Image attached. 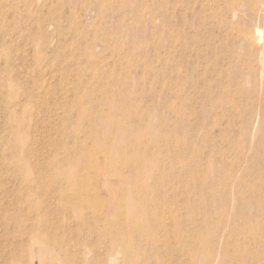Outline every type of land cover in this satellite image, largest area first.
Instances as JSON below:
<instances>
[{
  "label": "rangeland",
  "instance_id": "1",
  "mask_svg": "<svg viewBox=\"0 0 264 264\" xmlns=\"http://www.w3.org/2000/svg\"><path fill=\"white\" fill-rule=\"evenodd\" d=\"M0 264H264V0H0Z\"/></svg>",
  "mask_w": 264,
  "mask_h": 264
},
{
  "label": "bare ground",
  "instance_id": "2",
  "mask_svg": "<svg viewBox=\"0 0 264 264\" xmlns=\"http://www.w3.org/2000/svg\"><path fill=\"white\" fill-rule=\"evenodd\" d=\"M260 31V30H259ZM258 32V31H257ZM256 33V32H255ZM260 33V32H259ZM261 34V33H260ZM260 40H261V38H259ZM97 151V150H96ZM66 153V152H65ZM69 154H65V156H68ZM71 157H66V160H69ZM105 161H106V159H105ZM93 165V169L96 171V172H99L100 171V163L98 162V159L97 158H95V162H94V164H92ZM79 168V166H77V167H74L73 168V175H72V178H74L73 180H72V183H71V185L70 186H65L64 187V189L62 190V191H58V193L57 194H60V195H62V196H69V197H71L74 201H75V203L73 202V205H72V209L74 210V211H76L77 210V205H79V204H77L78 203V201H80L78 198H77V196H78V194H79V192H80V188H81V179H79L78 178V173H76V171L75 170H77ZM140 168V167H139ZM75 169V170H74ZM161 172V171H160ZM146 174H148V173H146ZM59 177H62L61 176V173L60 174H57ZM104 177V176H103ZM68 187H70V188H68ZM84 202V201H83ZM123 202V201H122ZM107 202H103V204H102V206H103V208H105L106 209V207H107ZM98 206H100V205H98ZM101 207V206H100ZM60 208L61 209H63V208H65V209H67L66 207H65V205H62V206H60ZM119 208V207H118ZM95 209V208H94ZM100 210V209H99ZM98 210V211H99ZM104 215H103V219H104ZM79 218L80 219H83L82 221H83V223L85 224V225H87V218H85V217H83L82 216V214H80V216H79ZM78 218V219H79ZM79 219V220H80ZM104 221H105V219H104ZM76 228H79V226H80V224L79 223H77L76 222ZM94 225H97V222L95 221V222H92V224H91V226L93 227ZM35 241H38L39 243H42L44 240L43 239H41V238H39V237H34L33 238Z\"/></svg>",
  "mask_w": 264,
  "mask_h": 264
}]
</instances>
